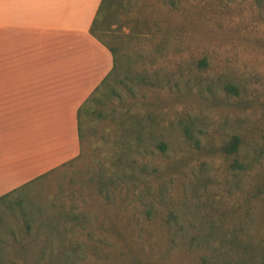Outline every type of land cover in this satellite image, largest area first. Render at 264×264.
Returning <instances> with one entry per match:
<instances>
[{
  "label": "rangeland",
  "instance_id": "374dc122",
  "mask_svg": "<svg viewBox=\"0 0 264 264\" xmlns=\"http://www.w3.org/2000/svg\"><path fill=\"white\" fill-rule=\"evenodd\" d=\"M171 1H114L94 35L117 77L80 116L79 155L6 199L11 229L27 208L52 217L44 264H264V13L252 0ZM233 135L242 143L224 155ZM26 245L34 257L39 244Z\"/></svg>",
  "mask_w": 264,
  "mask_h": 264
},
{
  "label": "crops",
  "instance_id": "0c3cea01",
  "mask_svg": "<svg viewBox=\"0 0 264 264\" xmlns=\"http://www.w3.org/2000/svg\"><path fill=\"white\" fill-rule=\"evenodd\" d=\"M101 0H0V196L79 155L77 109L111 70Z\"/></svg>",
  "mask_w": 264,
  "mask_h": 264
},
{
  "label": "trees",
  "instance_id": "16d2710c",
  "mask_svg": "<svg viewBox=\"0 0 264 264\" xmlns=\"http://www.w3.org/2000/svg\"><path fill=\"white\" fill-rule=\"evenodd\" d=\"M115 0H101L100 4L97 8L95 17L92 21L90 27V34L95 37L94 30L98 28V23L105 22L108 17L110 16V11L112 5ZM170 4H172L171 0H167ZM254 3L261 8L260 10L264 13V0H252ZM97 39V37H95ZM99 40V39H97ZM100 41V40H99ZM101 42V41H100ZM102 43V42H101ZM105 45V44H103ZM109 53L112 57V68L107 73V75L101 80L99 85L89 94V96L81 103V105L77 109V130H78V139L80 140V116L92 114L95 110V107L101 102V98L104 96L105 90L111 89L109 86L110 82L116 81L117 77V67H116V59H115V50L109 48L105 45ZM204 60L199 61V65H204ZM128 91H131L126 85ZM221 91L225 95H230L231 97L236 98L238 103H241V90L235 84H231L230 82H224L221 85ZM114 95L118 96L115 92L111 91ZM141 122L136 120V124L133 129V141L132 145L133 148L139 149L140 144L142 142V138L138 135L139 131H141ZM184 135L186 138L191 139L192 136L188 134V129L184 128ZM242 143V139L237 136L233 135L230 137L228 142L221 147V152L224 155H233L238 151L240 144ZM156 147L163 151L164 144L157 143ZM75 159V158H74ZM72 159V160H74ZM71 160V161H72ZM70 162V161H69ZM66 162V163H69ZM66 163L62 164L64 166ZM53 171V170H51ZM50 171V172H51ZM47 172L46 174L50 173ZM46 174L35 178L33 181L44 177ZM31 182L19 187L17 190L11 191L3 196H0V264H44L45 263V256H46V248L45 246L49 243V236L45 235L42 237L41 228H46L48 225L53 224L52 217L45 216L43 217V211L40 207L34 206L31 208H27V212H21L20 216L22 218V228L16 227L15 229H11L8 227L7 222L4 218V211L10 208L11 202L6 199L10 196L17 195L20 191L23 192L25 187L29 185ZM258 193L262 195L264 199V185L258 189ZM19 209H23L21 205V200L17 199L15 196L13 202ZM22 211V210H20ZM31 229H34V233L32 235ZM32 239V240H31ZM28 240L32 242H36L39 244L38 250L34 257H30L27 249L26 242ZM62 246V244L60 245ZM56 259H66L67 256L65 251L60 247L59 252L55 255Z\"/></svg>",
  "mask_w": 264,
  "mask_h": 264
}]
</instances>
